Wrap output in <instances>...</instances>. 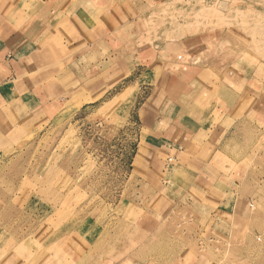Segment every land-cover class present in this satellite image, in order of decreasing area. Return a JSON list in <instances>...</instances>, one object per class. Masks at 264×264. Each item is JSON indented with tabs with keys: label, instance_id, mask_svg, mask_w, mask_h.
I'll use <instances>...</instances> for the list:
<instances>
[{
	"label": "rangeland",
	"instance_id": "1",
	"mask_svg": "<svg viewBox=\"0 0 264 264\" xmlns=\"http://www.w3.org/2000/svg\"><path fill=\"white\" fill-rule=\"evenodd\" d=\"M48 7L56 50L127 44V78L113 64L110 94L83 86L48 121L6 112L0 264H264V0Z\"/></svg>",
	"mask_w": 264,
	"mask_h": 264
},
{
	"label": "crops",
	"instance_id": "2",
	"mask_svg": "<svg viewBox=\"0 0 264 264\" xmlns=\"http://www.w3.org/2000/svg\"><path fill=\"white\" fill-rule=\"evenodd\" d=\"M49 2L36 0L32 7L26 9L24 16L29 17V22L27 18L24 19L23 27L13 20L18 9L16 0H9L3 12L0 6V142L9 138L15 124L8 119V110L15 116L16 112H21L19 118L27 119L28 122L37 119L48 121L49 118L53 119L54 113L63 109L60 105L65 102L66 95L77 93L79 88L87 86L94 96H105L114 89L111 80L118 77L117 73L119 81L127 78L124 51L127 44L103 41L108 51L101 59H97L96 55L101 54L97 47L103 46V42L96 40L82 47L77 43H65L64 46L68 47L66 51L56 50L49 36L54 35H51V25H57L53 17L57 12L49 9ZM33 15L35 17L31 21ZM74 15L76 12L70 16L71 20ZM45 31L47 36L43 35ZM102 61L107 65L104 69L97 70L96 65H92ZM83 62L89 65L81 70ZM62 64L66 65L62 67ZM112 67L117 71L115 75ZM51 79L52 82H49ZM169 141L172 142L167 144L170 152L165 148L158 150L173 152L168 158L170 161L171 158L176 160V144Z\"/></svg>",
	"mask_w": 264,
	"mask_h": 264
}]
</instances>
